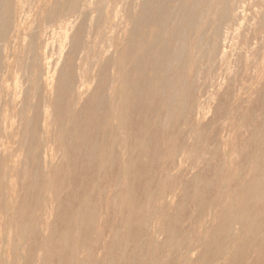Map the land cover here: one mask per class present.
<instances>
[{"label":"bare ground","instance_id":"1","mask_svg":"<svg viewBox=\"0 0 264 264\" xmlns=\"http://www.w3.org/2000/svg\"><path fill=\"white\" fill-rule=\"evenodd\" d=\"M252 18L255 37L264 0H0V264H133L136 249L148 250L140 264H174L154 252L188 254L143 168L192 113L196 77L227 72ZM226 194L197 264H264V215L246 212L264 202V178ZM100 218L113 249L93 260Z\"/></svg>","mask_w":264,"mask_h":264},{"label":"rangeland","instance_id":"2","mask_svg":"<svg viewBox=\"0 0 264 264\" xmlns=\"http://www.w3.org/2000/svg\"><path fill=\"white\" fill-rule=\"evenodd\" d=\"M255 21L256 18L250 19L248 28L240 34L239 48L229 57L227 72L218 70L215 78L202 74L196 77L192 113L179 120L178 128L162 133L158 141V160L143 168L146 180H153L149 190L153 192L154 206L163 207L169 215L164 223L174 219L176 227L192 244V250L186 255L183 253L191 263H198L202 250L196 246L199 236L219 211L226 193L232 189L240 190L255 175L264 178V30L253 37L251 29ZM256 43L259 44L257 53L250 54L246 49L256 46ZM227 90L231 99H225L220 105ZM198 130L201 139L196 137ZM169 148L174 152L168 153ZM136 187L134 202L139 204V184ZM236 199L238 194L234 201ZM256 205H250L246 212L264 215L261 212L264 211V202ZM110 217L108 215L107 219ZM100 221L101 218L95 229L98 244L88 246L93 260L106 256V252L113 249L109 240L110 230L101 226ZM157 221L159 217L155 213L147 221L148 228L152 229ZM235 228L240 230L241 226L235 224ZM153 240L162 244L165 240L163 231L155 233ZM121 251L127 254L131 249L121 248ZM145 251L148 252L136 249L129 263L140 264L137 260ZM180 252L163 247L154 252L153 259L161 261L167 257L175 259L174 264H183ZM82 253L79 251L78 255Z\"/></svg>","mask_w":264,"mask_h":264}]
</instances>
